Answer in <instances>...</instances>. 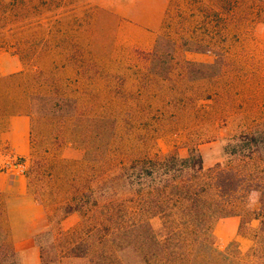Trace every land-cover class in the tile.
I'll use <instances>...</instances> for the list:
<instances>
[{
    "label": "rangeland",
    "instance_id": "obj_1",
    "mask_svg": "<svg viewBox=\"0 0 264 264\" xmlns=\"http://www.w3.org/2000/svg\"><path fill=\"white\" fill-rule=\"evenodd\" d=\"M222 6L208 0H67L53 19L26 30L22 53L38 51V65L25 56L22 71L28 77L38 69V83L28 86L37 99L28 106L26 173L30 196L46 214L36 235L39 248L54 246L62 256L96 225L92 213L66 214L74 188L102 171L92 167L95 134L104 157L115 150L126 160L173 152L186 157L197 148L205 169L221 164L264 183V160L255 145L249 149L241 141L264 132V26L246 15L250 6L230 12ZM34 39L38 46L30 45ZM184 40L201 49L191 45L188 51ZM15 51L12 39L0 38V54H8L0 59V74L15 67ZM11 82L1 83L0 94L25 101L26 89ZM261 196L238 209L243 242L221 248L216 240L234 264H257L247 254L257 245ZM4 201L0 196V264H18ZM151 223L161 231L159 217Z\"/></svg>",
    "mask_w": 264,
    "mask_h": 264
},
{
    "label": "trees",
    "instance_id": "obj_2",
    "mask_svg": "<svg viewBox=\"0 0 264 264\" xmlns=\"http://www.w3.org/2000/svg\"><path fill=\"white\" fill-rule=\"evenodd\" d=\"M66 1L0 0V38L4 42L13 40L14 55L21 61L28 56L38 65V51L22 53L24 34L27 29L38 27L42 19H53L56 9ZM208 1L220 2L224 5L221 9L225 7L228 12L233 6H250L252 10L248 8L246 15L264 26V0ZM210 11L213 10L210 8ZM214 17L217 21L220 19L218 14ZM190 41L184 40L183 44L188 51H193L191 45L195 52L201 49L202 44L196 46ZM30 45L38 46V42L34 39ZM26 76L22 71L0 77V86L12 81L16 89H26L24 100L29 106L37 99L29 87L38 83V69ZM12 107L13 112L20 113L23 103L17 101ZM97 125L98 120L94 118L92 127L96 129ZM98 137L95 134L92 140V167L97 165L102 171L95 170L97 174H92V181L74 188L66 212H83L86 216L92 213L90 218L96 219V225L84 236L79 234L84 238L77 237L70 252L62 256L54 246L41 244V264H61L65 259L87 264H234L227 252L216 247L215 224L222 218L242 217L238 209L258 193L262 195L258 216L261 226L256 235L257 245L247 255L255 257L257 264H264L263 182L221 164L205 169L197 148L186 157L173 152L126 160V153L119 150L104 157L97 144ZM241 141L248 148L250 144L255 145L254 152L264 160L261 152L264 132L257 137L256 134L242 136ZM156 217L162 220L160 232L151 223ZM80 228L70 234L77 235ZM12 254L16 255L14 250Z\"/></svg>",
    "mask_w": 264,
    "mask_h": 264
},
{
    "label": "crops",
    "instance_id": "obj_3",
    "mask_svg": "<svg viewBox=\"0 0 264 264\" xmlns=\"http://www.w3.org/2000/svg\"><path fill=\"white\" fill-rule=\"evenodd\" d=\"M0 54V59L7 57ZM10 71L1 70L0 77L22 72L23 63L16 55L12 56ZM14 63V64H13ZM26 101H22V112L15 113L12 106L16 102L0 94V196L5 197L4 216L14 235V252L18 264H41V250L36 235L46 219L43 206L38 204L28 189L27 173L14 168L18 159L24 160L27 167L32 149V120ZM240 217L224 218L218 223L215 235L220 247L239 238Z\"/></svg>",
    "mask_w": 264,
    "mask_h": 264
},
{
    "label": "built area",
    "instance_id": "obj_4",
    "mask_svg": "<svg viewBox=\"0 0 264 264\" xmlns=\"http://www.w3.org/2000/svg\"><path fill=\"white\" fill-rule=\"evenodd\" d=\"M14 168L25 173L26 172V166H25L24 160L18 159L16 161V163L14 164Z\"/></svg>",
    "mask_w": 264,
    "mask_h": 264
}]
</instances>
